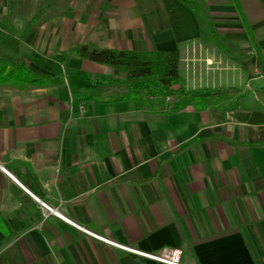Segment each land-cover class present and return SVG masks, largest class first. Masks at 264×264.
<instances>
[{
  "label": "crops",
  "instance_id": "obj_1",
  "mask_svg": "<svg viewBox=\"0 0 264 264\" xmlns=\"http://www.w3.org/2000/svg\"><path fill=\"white\" fill-rule=\"evenodd\" d=\"M78 1L0 26L45 81L0 82V264H264V0H199L213 36L179 0ZM81 44L176 50L178 89L141 95Z\"/></svg>",
  "mask_w": 264,
  "mask_h": 264
},
{
  "label": "trees",
  "instance_id": "obj_2",
  "mask_svg": "<svg viewBox=\"0 0 264 264\" xmlns=\"http://www.w3.org/2000/svg\"><path fill=\"white\" fill-rule=\"evenodd\" d=\"M187 4L199 19L206 36L215 35L207 8L199 0H179ZM77 56L108 63L114 72H124L134 86L148 84L163 95H170L178 88L172 87L179 82L178 52L176 50L135 51L109 47H90L81 44L74 50ZM12 81L20 86L27 83H45L43 76L34 75L25 63L13 64L0 58V82ZM206 90H212L204 87ZM200 90V89H199ZM197 90V92L199 91Z\"/></svg>",
  "mask_w": 264,
  "mask_h": 264
},
{
  "label": "rangeland",
  "instance_id": "obj_3",
  "mask_svg": "<svg viewBox=\"0 0 264 264\" xmlns=\"http://www.w3.org/2000/svg\"><path fill=\"white\" fill-rule=\"evenodd\" d=\"M70 1L71 0H57L55 7L59 14L67 11V4ZM80 1L82 0L78 2L80 3ZM49 4L50 0H0V26L5 23H16L11 24L8 30L11 33L23 35L25 29L30 30V24H38L53 16L54 12L49 10V8L44 11H39L43 6ZM24 25L27 27L24 28ZM116 76H120L127 84L130 82L132 83V80H129L124 72L117 73ZM149 88L153 89L147 83L138 86L141 95L148 94L150 90L147 89Z\"/></svg>",
  "mask_w": 264,
  "mask_h": 264
},
{
  "label": "built area",
  "instance_id": "obj_4",
  "mask_svg": "<svg viewBox=\"0 0 264 264\" xmlns=\"http://www.w3.org/2000/svg\"><path fill=\"white\" fill-rule=\"evenodd\" d=\"M42 205L44 207H49L51 208L48 204H46L44 201H41ZM128 249L146 256L148 258L154 259L156 261H159L161 263L165 264H185L181 260V249L178 247H163L159 251H146V250H141V249H135L132 247H127Z\"/></svg>",
  "mask_w": 264,
  "mask_h": 264
}]
</instances>
